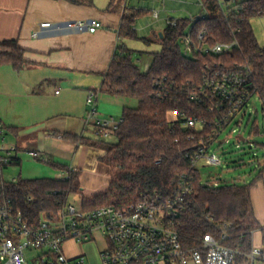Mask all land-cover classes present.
Returning a JSON list of instances; mask_svg holds the SVG:
<instances>
[{
	"label": "built area",
	"instance_id": "obj_1",
	"mask_svg": "<svg viewBox=\"0 0 264 264\" xmlns=\"http://www.w3.org/2000/svg\"><path fill=\"white\" fill-rule=\"evenodd\" d=\"M124 1L126 6L129 5L130 0ZM199 2L202 7L200 18H208L209 8L203 0ZM236 3L237 0H219L218 10L228 16L229 8ZM151 16L153 20H160L161 10H153ZM189 18L197 19L192 15ZM166 21L170 26H177L180 19L170 17ZM99 27L97 19L44 21L34 30L33 36L40 37L47 31L96 32ZM180 44L186 57L203 55L207 60L203 62L200 78L189 80L182 87L168 77L159 78L154 84V96L157 98L167 99L182 94L197 109L172 110L170 112L175 116L172 120L168 114L170 126L186 129V139L192 145L183 151L189 170L178 175L172 194L168 197L142 195L137 201L121 207L93 209L67 201L33 224L5 192L3 172L18 148L0 145V264H30L28 254L32 252L35 253L33 264H92L85 255L69 256L65 245L70 241L89 243L98 237L104 240V248L99 252L100 264H264V242L253 243L251 251L246 254L247 260L238 262L239 250L225 243L230 238L227 230L230 225H225L217 235L206 234L196 246L187 247L181 239L179 220L194 201L197 176L205 186H221L212 179L203 182L199 164H222L220 155L212 150V146L230 142L224 134L228 129L238 132L234 125L241 123L240 118L247 114L248 104L255 96L251 91L253 67L230 58L233 52L241 49L237 37L217 41L206 30L196 32L190 26ZM96 97L95 90L89 91L87 121H94L98 138L116 136L123 118H100ZM3 134L0 126V136ZM242 141L246 139L238 134V146ZM28 154L42 162L50 161L49 156L40 150H30ZM76 172L77 168L71 166L62 170L59 178L69 179ZM207 219L216 224L213 217L208 216Z\"/></svg>",
	"mask_w": 264,
	"mask_h": 264
},
{
	"label": "trees",
	"instance_id": "obj_2",
	"mask_svg": "<svg viewBox=\"0 0 264 264\" xmlns=\"http://www.w3.org/2000/svg\"><path fill=\"white\" fill-rule=\"evenodd\" d=\"M210 10L208 18L195 21L180 19L177 26L168 25L162 37L160 51L150 53L152 63L147 71L135 62L136 52L124 43L118 46L112 59L101 91L138 100L137 107L125 106L123 122L116 131L115 142L102 138L78 139L86 145L103 148L106 153L100 161L108 168L110 184L107 191L92 198L82 197L83 206L93 209L102 206L121 207L137 201L142 195L170 196L175 182L189 166L183 159V151L192 147L187 141V130L172 128L168 114L175 109L197 110L188 103L185 96L175 94L167 99L154 96V84L159 78L168 77L179 85L197 80L207 56L186 57L181 49L180 39L193 26L197 31L206 30L217 41H228L237 37L241 49L233 52L231 59L249 63L254 70L252 94L259 96L264 108V46L259 43L252 20L264 18V0H240L228 10L229 15L218 10L219 0H203ZM136 17H126L120 29L125 39H138L134 28ZM238 29L241 31L238 32ZM150 43L154 38H141ZM12 64L20 70L26 64L24 49L17 40L0 43V64ZM177 139H180L177 142ZM159 161V162H158ZM56 169L67 166L53 164ZM78 173L69 179L20 178L16 182H5V192L17 208L33 224L45 214L56 211L65 204L72 193L80 192ZM251 183L220 187L205 186L197 176L194 183V201L181 215L179 231L185 246H196L208 233L219 234L225 225L230 238L228 246L239 250L238 262L247 260L253 245V232L261 227L256 218ZM213 217L211 224L207 217Z\"/></svg>",
	"mask_w": 264,
	"mask_h": 264
},
{
	"label": "crops",
	"instance_id": "obj_3",
	"mask_svg": "<svg viewBox=\"0 0 264 264\" xmlns=\"http://www.w3.org/2000/svg\"><path fill=\"white\" fill-rule=\"evenodd\" d=\"M147 1L130 0L126 6L124 0H0V43L17 40L26 59L20 70L12 64H0V126L4 130L0 145L18 148L6 167L14 166L16 172L11 173L8 180L3 172L5 182L48 178L50 176L43 173L48 167L57 173L56 177L50 178L59 179L62 169L53 167V164H59L77 168L80 192L76 193L80 195V203L82 197L92 198L108 190L110 175L105 171L107 166L100 161L106 150L86 145L78 139L98 138L94 121H87L89 91H96L100 118L119 119L124 107L129 106L126 103L128 97L103 92L101 86L118 46L124 41L120 36L124 18L136 17L134 28L139 38L155 40L163 36L167 21L161 31L153 30L148 37L139 36L140 30H148L161 20H153L152 11L161 10L162 14L166 9V0H163L162 8L152 10L143 8ZM179 1L188 3L187 0ZM201 13L171 18L184 19L192 15L198 19ZM91 19L100 22L96 32L47 31L40 37L33 36L34 30L44 21ZM138 20H143L144 24L138 26ZM140 53L139 57L135 54V62L141 70L147 71L152 55ZM30 150L45 152L50 161L36 160L28 154ZM255 173L250 182L251 196L261 227L253 232L252 240L260 243L264 242V166ZM70 242L66 243L67 247L65 245L69 256L87 257L85 253L69 249ZM28 255L32 261L35 253Z\"/></svg>",
	"mask_w": 264,
	"mask_h": 264
},
{
	"label": "rangeland",
	"instance_id": "obj_4",
	"mask_svg": "<svg viewBox=\"0 0 264 264\" xmlns=\"http://www.w3.org/2000/svg\"><path fill=\"white\" fill-rule=\"evenodd\" d=\"M187 1L188 3L184 4L179 0H166V9L162 10L161 20L157 22L154 27H150L148 30H140L139 36L148 37L153 30L161 31L166 26L165 19L168 17H178L179 15H189L190 13L198 14L202 12V7L198 0ZM146 3L147 4L143 8L147 10L160 9L163 6V0H149ZM137 23L138 26H142L144 21L138 20ZM252 26L259 43L261 46H264V18H254L252 20ZM122 43L133 49L136 52L137 57L140 56V51L151 53L160 51L161 49V43L157 38L150 43L145 42L141 38L126 39L120 44ZM126 101V103L131 107L138 106V100L135 98H126ZM246 111L247 114L244 118H240L241 123L234 125V128H236L238 132H233L231 129H228L226 134H224V137H229L230 142L223 145L214 143L212 146V150H215L220 155L222 164H199L203 182L212 179L218 181L221 186L248 184L253 180L252 178L256 174L255 172L264 166V108L261 99L258 96L252 98ZM118 116L117 118H119ZM174 117V113L170 112L169 119L172 120ZM238 134H241V136L246 139V141L240 142V146H238L237 142ZM105 140L115 142L117 138L113 136ZM48 168L44 169V175L56 177L57 173ZM105 171L109 174L107 168ZM14 172H16L14 166L6 168L4 171L5 178L8 180L9 175ZM22 176L25 177L26 174L23 173ZM80 201L81 198L79 193L75 192L70 195V203L79 206ZM69 244V249L76 253H85L92 264H100L99 252L104 248V240L102 237H98L95 241L83 243L82 245H75L72 242ZM30 262L31 264L33 263V261Z\"/></svg>",
	"mask_w": 264,
	"mask_h": 264
},
{
	"label": "water",
	"instance_id": "obj_5",
	"mask_svg": "<svg viewBox=\"0 0 264 264\" xmlns=\"http://www.w3.org/2000/svg\"><path fill=\"white\" fill-rule=\"evenodd\" d=\"M198 19H200V17H198Z\"/></svg>",
	"mask_w": 264,
	"mask_h": 264
}]
</instances>
